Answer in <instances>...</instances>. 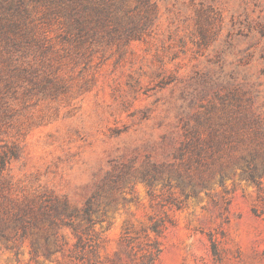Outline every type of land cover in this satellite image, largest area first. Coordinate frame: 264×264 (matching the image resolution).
I'll return each instance as SVG.
<instances>
[{
	"label": "rangeland",
	"instance_id": "1",
	"mask_svg": "<svg viewBox=\"0 0 264 264\" xmlns=\"http://www.w3.org/2000/svg\"><path fill=\"white\" fill-rule=\"evenodd\" d=\"M122 3L113 15L124 23L123 9L138 5L128 25L134 35L103 30L77 46L51 25L48 48L0 63V153L16 152L4 171L13 196L45 186L80 209L107 171L135 156L140 165L147 144L161 156L162 136L195 124L196 114L202 128L214 126L234 106L220 98L251 94L253 109L264 110V0ZM118 186L115 208L92 227L98 264L141 263L154 255V241L160 250L150 264H264V176L260 185L238 173L225 178L227 204L214 185L180 208L160 183L150 192L138 177ZM152 217L163 220L160 236L149 229ZM58 234L63 245L49 258L30 253L27 242L17 252L0 242V264H88L68 256L72 229Z\"/></svg>",
	"mask_w": 264,
	"mask_h": 264
},
{
	"label": "trees",
	"instance_id": "2",
	"mask_svg": "<svg viewBox=\"0 0 264 264\" xmlns=\"http://www.w3.org/2000/svg\"><path fill=\"white\" fill-rule=\"evenodd\" d=\"M122 1L116 4L115 0H0V63H14L29 48H48L47 31L51 25H56L57 37L62 42L77 46L94 40L103 30L134 35L135 26L128 25L134 23V16L130 14L138 9V5L123 9L129 20L124 23L126 18L113 15L114 9L123 8ZM227 100L234 106L228 114L222 111L217 115L214 126L209 124L202 128L205 123L196 114L195 124L185 122L179 131L162 136L161 156L156 155L157 148L153 144H147L140 165H136L135 156L122 162L120 169L114 166L107 171L94 183L80 209L72 207L66 195H59L45 186L13 196L12 178L4 171L17 156L13 148L2 151L0 242L15 248L16 252L27 242L30 253L49 258L63 245V241L57 245L60 240L58 229L68 226L76 237L68 256L98 264L92 227L96 222L104 221L109 208H115L118 198L113 191L120 187L118 185L127 183L129 177H138L149 192L153 185L162 184L168 191L166 201L176 208L190 198L208 195L214 185L221 187L222 199L227 204L224 179L236 173L260 185L264 176V110L253 109L256 96L251 94L235 92L230 97L220 98L221 103ZM244 102L248 106L243 107ZM114 173H117L116 180ZM76 218L84 221L83 228L74 223ZM149 229L160 236L164 231L163 220L152 217ZM152 248L154 255L138 264H150L155 259L160 250L157 241L152 243Z\"/></svg>",
	"mask_w": 264,
	"mask_h": 264
}]
</instances>
